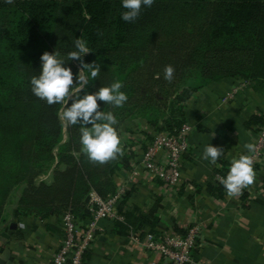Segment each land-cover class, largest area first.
<instances>
[{
	"label": "trees",
	"instance_id": "1",
	"mask_svg": "<svg viewBox=\"0 0 264 264\" xmlns=\"http://www.w3.org/2000/svg\"><path fill=\"white\" fill-rule=\"evenodd\" d=\"M124 11L122 0H15L12 5L0 0V227L7 212L43 218L70 210L80 220L92 218L97 204L86 198L115 194V176L140 161L155 135L187 122L186 102L194 92L224 79L264 81V0H155L131 23L121 18ZM77 38L92 51L84 62L101 68L81 98L117 80L129 97L122 108L98 101L100 110L117 117L124 149L122 157L105 165L90 163L81 151L80 125L67 124L64 139V105L49 106L31 91L44 52H59L76 78L79 61L67 56L76 50ZM167 65L175 68L171 83L164 79ZM143 122L153 132L141 139ZM247 124L258 131L264 114ZM229 170L224 164L217 172L226 178ZM48 173L50 181L41 178ZM220 180L207 190L223 198ZM127 201L128 194L118 205L124 219H115L117 233L155 230L158 207L124 210Z\"/></svg>",
	"mask_w": 264,
	"mask_h": 264
},
{
	"label": "crops",
	"instance_id": "2",
	"mask_svg": "<svg viewBox=\"0 0 264 264\" xmlns=\"http://www.w3.org/2000/svg\"><path fill=\"white\" fill-rule=\"evenodd\" d=\"M234 89L233 96L227 97ZM186 112L193 130L182 162V184L166 186L142 168L135 174L133 166L115 176L117 187L123 184L127 189L124 210L136 205L148 212L155 205V229L174 231L175 225L186 231L197 228L200 246L194 264H264V158L256 165L257 179L246 197L218 198L207 190L224 164L231 167L232 159L247 153L244 143H256L257 131L247 123L253 115L264 114V81L210 83L193 93ZM150 132L152 128L143 122L138 136L142 139ZM208 144L224 149L216 164L203 159ZM141 148V144L136 147L138 151ZM7 216L0 227V264H52L64 237L61 215L42 218L7 212ZM13 221L18 223L17 229L5 238L2 232ZM97 232L85 264H152V252L132 242L130 234H118L114 218L100 219Z\"/></svg>",
	"mask_w": 264,
	"mask_h": 264
},
{
	"label": "clouds",
	"instance_id": "3",
	"mask_svg": "<svg viewBox=\"0 0 264 264\" xmlns=\"http://www.w3.org/2000/svg\"><path fill=\"white\" fill-rule=\"evenodd\" d=\"M14 2L15 0H5L9 5ZM154 2L155 0H122V7L126 11L122 12L121 18L125 22H135L142 9L151 8ZM97 34L102 35L101 32ZM74 46L76 50L68 54L67 61H79L80 70L76 78L74 79L72 68L65 67L66 61L60 58L59 52H44L40 58L42 61L40 74L30 79L31 91L37 98L45 100L49 106L64 105L60 112L61 121L67 122L70 126H81L79 141L81 151L90 163L105 165L122 157L124 149L121 134L116 127L119 124L117 117L112 111L100 110L98 101L113 108H122L129 97L121 90L124 87L123 83L117 80L109 86L100 87L94 93H85L81 98L82 91L91 81L99 77L101 68L96 62H84V56L92 52L85 40L77 38ZM85 69L90 70V75L84 73ZM174 74V66H165L166 81L171 83ZM243 147L249 154L256 151L254 142H246ZM249 154H242L239 158L232 159L226 178L220 180L229 198L238 197L244 189L256 182L257 172L254 168V160ZM223 155L222 147L208 144L203 149V159L209 160L212 164H216Z\"/></svg>",
	"mask_w": 264,
	"mask_h": 264
},
{
	"label": "built area",
	"instance_id": "4",
	"mask_svg": "<svg viewBox=\"0 0 264 264\" xmlns=\"http://www.w3.org/2000/svg\"><path fill=\"white\" fill-rule=\"evenodd\" d=\"M234 89L227 97H232ZM193 127L185 122L173 131L165 130L157 133L147 148L141 151V159L134 166L136 174L138 168L161 180L166 186L177 187L182 184V162L189 150V134ZM255 153H246L252 156L254 168L264 158V124L257 131ZM133 169V168H132ZM221 179L222 177L219 176ZM252 186L243 190L248 193ZM126 186L118 185L117 192L107 199L100 198L92 193V218L85 221L76 218L70 211L61 214L64 237L61 246L52 258V264H85V254L91 249L98 237V221L103 218L123 220L118 212V205L126 194ZM132 242L140 244L153 254L152 264H194V252L200 246L199 231L197 228L189 229L183 235L174 231L155 229L141 235V231H130Z\"/></svg>",
	"mask_w": 264,
	"mask_h": 264
},
{
	"label": "water",
	"instance_id": "5",
	"mask_svg": "<svg viewBox=\"0 0 264 264\" xmlns=\"http://www.w3.org/2000/svg\"><path fill=\"white\" fill-rule=\"evenodd\" d=\"M92 199V195L90 194L87 198L86 201L90 202ZM18 223L13 221L11 222L5 229L4 232H2V236H4L5 238H9L13 232L17 229Z\"/></svg>",
	"mask_w": 264,
	"mask_h": 264
},
{
	"label": "rangeland",
	"instance_id": "6",
	"mask_svg": "<svg viewBox=\"0 0 264 264\" xmlns=\"http://www.w3.org/2000/svg\"><path fill=\"white\" fill-rule=\"evenodd\" d=\"M63 123H64V126H65V128H64V139H66L67 138V130H66L67 123L66 122H63ZM41 178L45 179L47 181H50L52 179V175H51V173H48V174L42 176ZM8 205H10V206H8L9 210L10 209L12 210V208L15 205V200L14 199L11 200V203H9Z\"/></svg>",
	"mask_w": 264,
	"mask_h": 264
}]
</instances>
